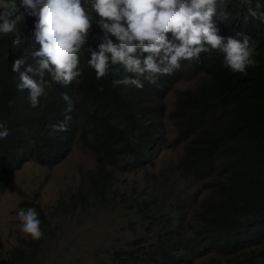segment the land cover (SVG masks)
Segmentation results:
<instances>
[{
  "label": "trees",
  "instance_id": "obj_1",
  "mask_svg": "<svg viewBox=\"0 0 264 264\" xmlns=\"http://www.w3.org/2000/svg\"><path fill=\"white\" fill-rule=\"evenodd\" d=\"M3 1L0 12L16 21V30L0 32V122L10 132L0 139V199L13 169L30 160L56 162L78 140L93 152L97 165L82 172L77 193L59 201L58 208L65 216L101 213L124 201L110 193L115 181L111 168L120 158L124 172H135L153 167L163 151L184 145L178 165L154 178L149 198L125 200L123 215L132 239L93 247L96 264H264V22L253 18L242 0H217L213 20L220 34L250 37L255 66L232 72L224 54L210 50L192 61V74L187 61H181L173 75L160 76L156 84L139 77L144 86L136 88L114 84L133 75L121 64L110 65L100 80L89 67V49L103 35L93 14L79 53L82 75L64 85L45 72L46 94L33 108L28 90L17 88L20 75L12 65L22 59L25 66L38 67L33 53L39 45L31 36L34 18L21 15V0ZM17 36L19 45L13 44ZM198 75L207 80L182 92L169 114L177 134L168 143L161 101L182 78ZM65 93L70 103L63 99ZM207 180L211 193L193 208L196 196L185 198L180 185ZM38 218L48 225L42 214ZM44 241L45 230L40 240H25L0 264H41Z\"/></svg>",
  "mask_w": 264,
  "mask_h": 264
},
{
  "label": "clouds",
  "instance_id": "obj_2",
  "mask_svg": "<svg viewBox=\"0 0 264 264\" xmlns=\"http://www.w3.org/2000/svg\"><path fill=\"white\" fill-rule=\"evenodd\" d=\"M242 3L253 18L264 22V0H242ZM20 7L21 15L34 18L31 36L39 45L33 53L38 67L25 66L22 59H16L12 70L19 72L17 88L28 90L33 108L46 94L45 72L64 85L82 75L79 53L92 29L93 14L103 34L97 47L89 49L88 65L95 71L97 80L107 75L110 65L121 64L133 75L114 84L143 88L139 77L156 84L160 76L180 70L181 61L193 63L201 53L210 50L222 52L224 64L232 72L244 73L248 67L255 66L250 37L238 34L241 38L237 39L220 34L213 20L217 0H21ZM14 30L16 21L0 12V32ZM20 43L17 36L13 44ZM31 73L40 79H34ZM63 99L70 103L66 93ZM9 134L6 123L0 122V139H6ZM0 179H4L2 172ZM17 216L24 234L33 240L44 236L35 208L20 209Z\"/></svg>",
  "mask_w": 264,
  "mask_h": 264
},
{
  "label": "rangeland",
  "instance_id": "obj_3",
  "mask_svg": "<svg viewBox=\"0 0 264 264\" xmlns=\"http://www.w3.org/2000/svg\"><path fill=\"white\" fill-rule=\"evenodd\" d=\"M3 3L0 0V5ZM187 65L192 74L191 62L187 61ZM205 80V75L182 78L161 101L164 108L163 132L168 143L177 134L175 122L169 114L176 110L179 96L186 90L196 89ZM183 153L184 145L172 147L160 154L153 167L149 165L135 172H124L125 161L120 158L111 168L115 181L110 193H117L120 199L122 195L124 201L101 213L91 210L88 214L77 212L72 216L63 215L65 212L58 208V203L77 193L82 184V172L96 168L93 152L86 146L81 147L76 140L72 149L56 162L25 161L11 171L6 192L0 199V260L12 249L24 246L25 240L31 239L21 231L17 212L33 207L48 222V225L41 224L43 233L45 230L41 264H96L97 259L91 255L93 247H107L118 240L125 244L132 239L123 215L125 200L149 198L154 189V178L166 172L167 166H177ZM208 182L210 180L180 185L184 188L185 198L196 196L193 208H197L211 193L206 187Z\"/></svg>",
  "mask_w": 264,
  "mask_h": 264
}]
</instances>
